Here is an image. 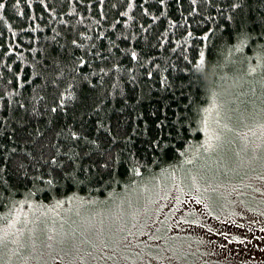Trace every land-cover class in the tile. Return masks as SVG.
Here are the masks:
<instances>
[{"label":"trees","instance_id":"obj_1","mask_svg":"<svg viewBox=\"0 0 264 264\" xmlns=\"http://www.w3.org/2000/svg\"><path fill=\"white\" fill-rule=\"evenodd\" d=\"M0 4V217L162 171L212 96L264 86V0Z\"/></svg>","mask_w":264,"mask_h":264},{"label":"rangeland","instance_id":"obj_2","mask_svg":"<svg viewBox=\"0 0 264 264\" xmlns=\"http://www.w3.org/2000/svg\"><path fill=\"white\" fill-rule=\"evenodd\" d=\"M249 79L210 98L172 166L102 199L11 204L0 264H264V86Z\"/></svg>","mask_w":264,"mask_h":264},{"label":"flooded vegetation","instance_id":"obj_3","mask_svg":"<svg viewBox=\"0 0 264 264\" xmlns=\"http://www.w3.org/2000/svg\"><path fill=\"white\" fill-rule=\"evenodd\" d=\"M216 243H219L222 247H225V246H228L229 245V243L227 241H222L220 239H218L216 241Z\"/></svg>","mask_w":264,"mask_h":264},{"label":"snow or ice","instance_id":"obj_4","mask_svg":"<svg viewBox=\"0 0 264 264\" xmlns=\"http://www.w3.org/2000/svg\"><path fill=\"white\" fill-rule=\"evenodd\" d=\"M0 7H3V5L2 4H0ZM135 58V57H134ZM52 111H56V109H52Z\"/></svg>","mask_w":264,"mask_h":264},{"label":"bare ground","instance_id":"obj_5","mask_svg":"<svg viewBox=\"0 0 264 264\" xmlns=\"http://www.w3.org/2000/svg\"><path fill=\"white\" fill-rule=\"evenodd\" d=\"M203 122H204V120H203Z\"/></svg>","mask_w":264,"mask_h":264}]
</instances>
